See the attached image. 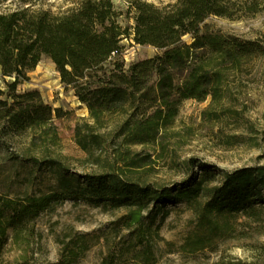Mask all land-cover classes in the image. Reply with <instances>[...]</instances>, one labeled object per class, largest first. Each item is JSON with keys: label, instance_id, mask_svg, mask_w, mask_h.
<instances>
[{"label": "rangeland", "instance_id": "obj_1", "mask_svg": "<svg viewBox=\"0 0 264 264\" xmlns=\"http://www.w3.org/2000/svg\"><path fill=\"white\" fill-rule=\"evenodd\" d=\"M228 1L202 30L264 43V0ZM182 8L0 0L27 66L5 67L0 39V264H264V203L213 197L220 169L264 164V54L211 106ZM80 22L105 56L62 68Z\"/></svg>", "mask_w": 264, "mask_h": 264}, {"label": "trees", "instance_id": "obj_2", "mask_svg": "<svg viewBox=\"0 0 264 264\" xmlns=\"http://www.w3.org/2000/svg\"><path fill=\"white\" fill-rule=\"evenodd\" d=\"M183 14L188 21L185 30L195 35L193 47L196 57L203 65L200 74L201 84L204 92L211 95V106L221 103L228 98L230 78L236 71H244L251 60L264 54V43L260 39L243 40L240 38L223 37L203 31L202 26L212 15L232 17L233 10L228 0H181ZM249 12L258 11L257 4L247 6ZM17 22L16 14L0 15V39L1 47L7 52L3 65L9 67L10 71L16 67L23 66L21 57H12L9 47L11 45L10 33ZM85 27L84 33L75 34L69 44V53L58 59L59 64L65 66L68 55L81 61L89 60L93 52L94 60H103L105 56V35L95 36L92 24L80 22ZM80 64H76L78 66ZM27 66L24 65V68ZM5 105L0 99V120L4 117ZM230 109V108H228ZM192 161V160H191ZM222 181L214 186L213 197L221 200L225 205H244L254 207L258 203H264V164L256 167L238 169L236 171L221 170ZM155 199L174 198L171 195H163L156 191ZM27 210L21 211V217L25 216ZM20 218V217H18ZM21 218V219H22Z\"/></svg>", "mask_w": 264, "mask_h": 264}]
</instances>
